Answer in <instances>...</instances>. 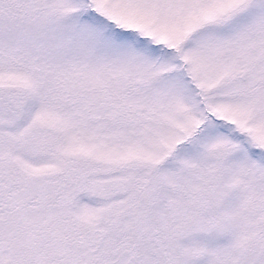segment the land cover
I'll list each match as a JSON object with an SVG mask.
<instances>
[{"label": "snow or ice", "instance_id": "1", "mask_svg": "<svg viewBox=\"0 0 264 264\" xmlns=\"http://www.w3.org/2000/svg\"><path fill=\"white\" fill-rule=\"evenodd\" d=\"M0 264H264V0H0Z\"/></svg>", "mask_w": 264, "mask_h": 264}]
</instances>
